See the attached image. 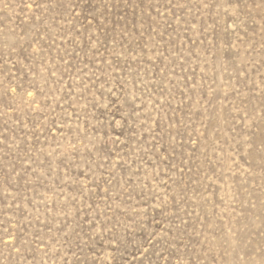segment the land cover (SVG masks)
<instances>
[{
	"label": "rangeland",
	"instance_id": "obj_1",
	"mask_svg": "<svg viewBox=\"0 0 264 264\" xmlns=\"http://www.w3.org/2000/svg\"><path fill=\"white\" fill-rule=\"evenodd\" d=\"M0 264H264V0H0Z\"/></svg>",
	"mask_w": 264,
	"mask_h": 264
}]
</instances>
